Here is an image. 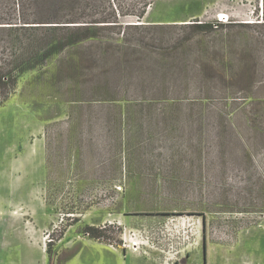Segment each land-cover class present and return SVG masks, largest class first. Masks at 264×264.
I'll return each instance as SVG.
<instances>
[{
	"label": "rangeland",
	"instance_id": "obj_1",
	"mask_svg": "<svg viewBox=\"0 0 264 264\" xmlns=\"http://www.w3.org/2000/svg\"><path fill=\"white\" fill-rule=\"evenodd\" d=\"M144 1L0 97V264H264L260 0Z\"/></svg>",
	"mask_w": 264,
	"mask_h": 264
},
{
	"label": "trees",
	"instance_id": "obj_2",
	"mask_svg": "<svg viewBox=\"0 0 264 264\" xmlns=\"http://www.w3.org/2000/svg\"><path fill=\"white\" fill-rule=\"evenodd\" d=\"M151 1L143 2V12ZM264 19V0H260ZM77 19V18H76ZM101 25H97V24ZM113 22L106 16L91 17L89 20L60 21V0H0V97L7 96L15 89L18 79L35 68V63L44 61L60 51L64 45H72L81 31L89 33L94 26H112ZM213 23L193 22L194 29L211 27ZM243 24H264L252 22ZM132 24L129 26H141ZM70 32V36L58 37L56 30ZM39 30V31H37ZM47 30V33L40 32ZM49 30L52 33H49ZM83 37L91 38L92 34ZM77 34V35H76ZM87 35V36H85ZM79 37V36H77ZM44 46V50L29 51L33 46ZM127 97V95H125ZM116 100V98H113ZM95 231L94 228H89ZM89 232V231H88Z\"/></svg>",
	"mask_w": 264,
	"mask_h": 264
},
{
	"label": "water",
	"instance_id": "obj_3",
	"mask_svg": "<svg viewBox=\"0 0 264 264\" xmlns=\"http://www.w3.org/2000/svg\"><path fill=\"white\" fill-rule=\"evenodd\" d=\"M133 24H140V23H133Z\"/></svg>",
	"mask_w": 264,
	"mask_h": 264
}]
</instances>
